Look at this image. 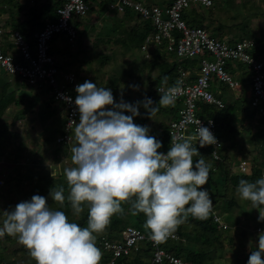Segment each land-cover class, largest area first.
I'll return each instance as SVG.
<instances>
[{
	"label": "clouds",
	"instance_id": "clouds-1",
	"mask_svg": "<svg viewBox=\"0 0 264 264\" xmlns=\"http://www.w3.org/2000/svg\"><path fill=\"white\" fill-rule=\"evenodd\" d=\"M167 80L164 77L163 83ZM75 91L79 122L73 121L75 143L70 152L74 166L65 168L64 175L73 215L88 208L87 226L70 222L63 211L50 208L45 197L34 195L31 201L3 212L6 218L0 237H15L36 264H100L103 254L96 245L97 235L114 215L123 213L125 203H130L132 215L146 217L144 227L156 243L172 237L189 216L208 218L213 202L204 186L210 167L203 156L194 163L193 157L200 154L193 141L200 148L215 145L213 133L199 121L194 135L172 137L164 154L159 151L162 143L149 135L148 127L133 122L140 107L152 119L160 107L173 105L182 91L180 81L166 90L159 88L160 100L155 106L148 97L135 104L122 99L115 103L111 89L90 81L76 86ZM64 192L63 186L53 187L49 195L63 204ZM236 194L251 202L259 212L258 222H264V178L255 182L241 179ZM262 255L264 232L258 235V250L251 252L248 264H264Z\"/></svg>",
	"mask_w": 264,
	"mask_h": 264
},
{
	"label": "built area",
	"instance_id": "built-area-1",
	"mask_svg": "<svg viewBox=\"0 0 264 264\" xmlns=\"http://www.w3.org/2000/svg\"><path fill=\"white\" fill-rule=\"evenodd\" d=\"M195 5L213 7L214 0H172L167 5L161 4L160 0H112L110 8L117 13H125L133 10L140 13L144 19L151 22L154 33L147 37L142 46L146 52V58L151 56V47H163L168 53H174L177 58L194 59L200 57L198 68L191 69L180 67L176 74L181 82L182 91L176 101L182 100L178 118L169 123L168 135L170 145L172 137H187L194 135L200 121V125L209 128L217 140L213 146V159L220 161V150L223 142L216 135V122L210 116L199 113L198 103L224 107V103L213 92L216 82L227 84L230 88H238L240 82L229 71V64L241 62L252 72L250 105L259 116L264 117V55L258 57L254 50L256 42L243 37L235 43L211 36L202 27L189 26L183 18V12ZM58 18L56 21H48L42 29L34 34L35 44L27 41L18 30H8L0 18V69L7 73L21 77L30 85H37L44 81L52 87L56 102L61 103L65 110L63 130L57 137L59 144H70L73 141L72 131L74 123L79 122V112L75 106L77 93L76 86L82 84L74 72H64L58 69L55 57L50 53L52 39L56 35L63 34L70 42L79 38L74 19L82 18L89 13V5L86 0H61V5L56 9ZM11 44L19 51L16 56L8 48ZM208 55V56H206ZM197 71V72H196ZM194 73L197 74L194 77ZM195 78V79H194ZM175 85V84H174ZM171 85V86H174ZM160 85L159 88L168 87ZM160 94V93H159ZM199 145L193 141V146ZM237 171L241 174L252 173V163L247 159L240 160ZM264 178V168L262 171ZM4 180L0 179V185ZM212 221L219 230L227 231L230 228L224 215L212 206ZM264 232V227L257 228V233ZM150 234L128 227L123 232L121 241L114 243L102 240L101 245L113 253V260L121 256L129 255L133 250H138L141 243H148L153 247L152 264H164L165 258L171 264L180 261L181 264H189L172 253L167 252L149 238ZM168 239H181L175 234ZM182 240V239H181ZM264 259V255H262Z\"/></svg>",
	"mask_w": 264,
	"mask_h": 264
},
{
	"label": "crops",
	"instance_id": "crops-1",
	"mask_svg": "<svg viewBox=\"0 0 264 264\" xmlns=\"http://www.w3.org/2000/svg\"><path fill=\"white\" fill-rule=\"evenodd\" d=\"M171 1L172 0H160L161 4L163 5H167L171 3ZM227 1H229L228 10H226L227 8H225L224 6L225 4L224 0L215 1V5H214L215 8H213V12H214L213 16L217 19L215 22H213L212 19L203 16V12L200 6L195 5L192 7V9H196L198 12L202 14V20H203L202 25L205 27V29H207L208 33L211 36L216 38L219 37V39L222 38L230 43H235L238 41L237 37L240 40V38L242 37H249V36L246 35L238 36V31H240L238 29V6L240 5L238 4V0H234V1L227 0ZM243 1L245 0H242L241 4L244 3ZM37 2L39 4H44L45 2H47V0H39ZM12 14L17 20H20L21 22H24L28 18L25 10L15 9L14 12L12 11ZM4 16L5 19H7L6 20L7 22L3 21ZM11 16L12 15L10 11L4 14H0V18L4 23H6V27L8 30H13L17 28V27L13 28V22ZM116 18L117 20L120 21L119 23L122 25L121 27L124 30H126L125 35L121 38H112L110 40V38L102 37L101 34H102V30L104 29L103 24L101 28L90 25L87 32L92 31L94 32L95 36H93L92 38L91 37L88 38L86 35L87 32L85 33L83 32L82 34H80V38H78L80 41L78 43L77 40L73 43H70V41L67 40L66 37L57 36L51 44V52L57 59L58 63L60 64V69L64 72H71V71L74 72L80 82L85 79L86 81H90L96 84L97 87H105L109 89H114L113 88L114 86H116L117 89H120L121 85H123V88L125 87L132 88L131 84L128 83L129 81L126 82L125 76H128L131 79V77L134 76L135 68H137L135 70L136 71L139 70L140 73H144L141 71H145V72L147 71L149 74L148 78L154 76L153 79L149 81V83L142 84L144 89H152L151 91L153 92V89H156V86L158 87L160 85H165V86L174 85L173 83L171 82L169 83L168 81L167 84L163 83V79H164L163 70L159 67L151 69L150 68L151 64L148 63L146 56H145L146 62H142L140 60L138 62L134 61L135 64L137 65L130 63L127 64L130 66V68H132L133 71H131L128 67L127 70L122 67L121 69L120 68L115 69V67L112 65V59L114 61V57H115L114 54L117 52L118 53L121 52L123 49L121 48L122 46L121 43L119 42L121 39L124 40V38H128L131 34L135 37L140 36L146 40L147 37L151 36L154 33L152 24H151V29H147V27H145L140 20L137 21L135 19H132L126 22V17L124 16V13L121 14L116 12ZM16 30L21 31L18 28ZM128 32L131 33L129 34ZM109 34L110 32L107 35ZM258 34L262 36V38L260 41H257V39L254 38L257 43L256 47L258 48L259 53L261 52L264 53V33L263 34L258 33ZM92 35L93 34H91L90 36ZM115 46L119 48L120 51L119 49H115L114 48ZM157 48L159 47H154V46L151 47L150 50H152V55ZM140 49L142 50V48ZM160 50L163 52L161 57L165 58L164 57L165 55L167 61H169L171 64L177 60V57L174 53L165 52L161 48ZM10 51L16 56L19 54L18 50L16 48H13L12 46ZM127 53L133 54L135 52L128 50ZM133 56L135 57V54H133ZM200 57L197 58L198 61L200 60ZM104 62L105 64H103ZM196 69H194V71ZM114 70L116 71V74ZM120 70H123L122 71L123 75H121L119 82L117 84L111 86L109 83V81H111L109 77L111 76L114 77L119 73L121 74ZM125 71L128 72V75H124ZM229 71L232 73L235 79L240 80V81L238 80L240 82V86L238 88H230L225 83L216 82L213 85V92L219 99L223 101L224 107L220 108L218 106H215L214 108H216V110L219 111L220 110L226 111V112L224 111L222 115V119H220L221 125H223L222 129H224L223 130L224 133L227 131V127H228L226 125L227 122H232V121L236 122L237 120L242 123L241 126L244 128V130L241 131V133L239 132L237 134L236 133H230L229 135L223 134L225 136L224 142L226 143V146L225 148H223V152L220 155L222 157L221 162L214 160L215 161L214 163L216 164L214 170L215 171L220 170L219 168L222 167V165H224L223 156L229 155L232 158V160L230 161L231 165H233V167H231V170H233L232 171L233 173H238L237 165L239 163V160L247 159L251 163H254L256 159L261 160L264 157V145H263L264 142L261 136L264 135V128H260V125H258L257 121L261 120V117H259L256 110L252 108L250 105L251 109L253 110V113L251 114L250 112L247 111V107H246L247 104L245 102V99L250 101L252 97L251 70L241 62H232L229 64ZM193 75L194 77L197 76L196 73H194ZM7 78L9 79L7 80ZM155 83L156 86L154 87ZM38 84L25 86L24 82L20 78L16 77L15 75H11L5 71V73L0 74V96L3 89H8L7 93L13 92L15 93L16 97L24 94L26 99H29V97H31L32 95L39 94V90L37 89H40V87ZM43 85L46 86L45 83ZM30 89H34V91H31ZM44 95L45 94L43 95L40 94L39 96H37L38 104L36 107H28V105L18 106L16 103H11L10 106H8V108L6 109L3 118L0 121V127L1 125H5L10 129V131H15L19 134L18 138L11 137V139H9V142L11 141V144H10V148L7 151L11 152L13 147L15 146L19 147V143L24 142L25 149H23L21 151L22 153L21 152L20 153L26 154L28 157L25 155L27 158H25L26 160H24L23 164L21 163V165L24 164L25 165L32 164L35 166L38 165L37 167L41 168L40 172L43 173L49 170L51 167H54L53 162L55 161V160H50V158L48 157H44V152L45 154L48 153L49 155L55 154L56 157L58 156L56 159L61 157L59 155L60 153L56 151L57 145L55 143H53L54 145L52 147H49L50 149L48 148V146H46L47 138L45 140V137H43V132H45L47 127L49 128L55 125V122L57 120L59 123V130H60V132L56 134V136H58L63 130V124L65 119L64 106L61 103H60L61 106L58 105L57 104L58 102L53 103L52 108L59 107L61 109V113H60V109H58V112H56L57 114L48 119L47 117H45L44 114L41 113L46 108V101L48 100V97L47 96L44 97ZM112 95H114V93H112ZM148 98H150L149 94H148ZM138 101H143V100L139 99ZM199 105H198L199 113L204 116H209L208 114L202 113L200 111ZM145 114H147V112ZM251 115L253 116V119L250 118ZM40 116H42V118ZM140 116L142 118L141 113ZM144 119H141V122ZM263 120H261L262 121L260 122L261 124H264ZM41 124L42 127L38 129L37 125H41ZM20 125H24V126L19 127ZM234 125L236 124L234 123ZM247 128H254V132H251L250 130H246ZM7 136L8 135L5 134L4 139H7ZM242 136L243 138H241ZM73 142L74 139L70 144L62 145V146L63 148H65V150L68 149L69 152V148L71 149ZM227 143H232L233 147H228ZM35 144L38 145L37 147L38 150L40 151L32 149ZM25 151H27L28 153H25ZM68 152L66 156L68 155ZM236 152L243 154V156H241V158L237 162H235L234 160ZM21 154H20L21 156L20 158H15L16 156L14 155L16 154H14L13 155L14 157L12 156L11 159L13 158L19 162L22 160ZM62 158L65 159L64 157H61L60 161H62ZM1 159L10 160V157L8 156V153H6L5 156L0 157V162ZM63 161L61 162V165L64 164ZM61 168H63V166H61L58 170H60ZM11 169L12 168H10V170L7 172L13 175ZM16 169L17 168H14V172L17 173L18 171ZM18 169H22V167ZM58 170L56 169L54 171L59 172ZM0 171H2L1 168ZM30 171H32V169ZM54 171L53 174H56ZM29 172L26 171L25 174H28ZM34 174H38V172H35ZM241 200L242 199H239L238 197V205H239L238 214H236L237 211L235 212L232 211L233 208L230 209V211L233 212L234 214L231 213L230 211L229 213H231V215H233L235 219L232 223L229 224L230 228L227 231H223V244L225 246V249L228 247L229 244L231 248L233 246V249H235V251L237 252V258H238L237 264H243L249 258L253 250H258L259 234L257 233L256 230L260 226L264 227V222H258L256 226H252V222L259 219V212L256 209H254L252 204L250 203H249V207L243 210L244 204L241 203L242 202ZM247 215L250 217L249 219Z\"/></svg>",
	"mask_w": 264,
	"mask_h": 264
},
{
	"label": "trees",
	"instance_id": "trees-1",
	"mask_svg": "<svg viewBox=\"0 0 264 264\" xmlns=\"http://www.w3.org/2000/svg\"><path fill=\"white\" fill-rule=\"evenodd\" d=\"M7 1L8 0H0V14H4L10 11L12 15L11 17H12V22H13V28L17 27L18 29H20L21 30L20 32L23 34V36L26 38L27 41L31 42L32 46L35 44L34 34L40 29H42L48 21L54 22L57 20L58 15H57L56 9L57 7L61 5V0H47V2H45L44 4H39L36 2L32 5L28 4L27 7L22 9L26 11V15L28 16V18L24 22H21L20 20H17L14 17V15L12 14V11L14 12L15 8L14 7L10 8L7 4ZM92 1L95 2L96 0H86V2L89 5V12L91 10ZM111 2L112 0L110 1V3ZM8 3L14 4L16 7L20 6L18 2H15V1L12 2V0ZM110 3H109V6H110ZM200 7L202 9L203 16L212 19L213 22L217 20L213 16L214 15L213 8H215L214 6L204 7L200 5ZM87 16L88 14L82 18L74 19V24L78 30L79 38H80V34H82L83 32L84 33L87 32V30L90 27V23H88L89 24L88 27H85V28L82 25V20H84L85 17ZM103 16L104 15H102V17ZM124 16L126 17V22L132 19H135L137 21L140 20L141 23H143V25L147 27V29H151V22L144 19L143 16L138 12H135L133 10H128L124 13ZM183 18L189 26L202 27L205 29V27L202 25V21H203L202 14L198 12L196 9H192L191 7L185 10L183 12ZM4 24L6 26V23ZM16 29H13V30H16ZM239 34L246 35V36L250 35L249 38L253 39L256 42L255 40L256 38L254 39L253 37H251V34L253 33L251 30H249V27L245 28L244 26ZM57 36L65 37L63 34L56 35L52 39V42ZM261 38L257 39V41H260ZM144 40L145 39L140 36L135 37L130 34L128 38H124V40L121 39L119 42L121 43V46L123 45L126 47V48H123L124 49L123 52L127 53L128 50L134 52L135 50L142 48ZM11 46H12L11 44L8 45V48L11 49ZM256 46H257V43H256ZM160 48L164 50L163 47H159L156 49L153 55L151 51V56L149 59H147V61L148 63L151 64V67H150L151 69L158 68V67L161 68L163 70L164 77L168 78L167 81L169 83L171 82L173 84H176V82L178 81L177 74H176L178 68L180 67L187 68V69L191 68V72H194V69L198 68L199 61L197 58L183 59V60L177 58V60L171 64L169 61H167V58L165 55H164L165 58L161 57L163 52L160 50ZM50 53L52 54L51 47H50ZM254 53L258 57L264 55V53L258 52L257 47L255 48ZM103 64H105V62ZM56 65L58 66V69H60V64L58 63L57 59H56ZM16 77L20 78L24 82L25 86L30 85L26 80H23L21 77L19 76H16ZM44 83H45L44 81L39 82L38 85L40 89H37L39 90V94L32 95L31 97H29V99H26L24 94L16 97L15 93L13 92L7 93L8 89H3V91L1 92V96H0V121L3 118V115L6 109L8 108V106H10L11 103H16L18 106L28 105V107H36L38 104L37 96L42 94L43 89L45 87L43 85ZM45 85L48 88L49 94L47 96L48 100L46 101V108L41 113L44 114L45 117H47L48 119L57 114L56 112H58V108H52V104L56 102L54 94H53V89L48 84L45 83ZM113 88L117 89L116 86H114ZM149 96L151 100L153 101L154 106L158 105V101L160 100V98L156 100L154 92L149 93ZM182 102H183V99L176 101L173 105H170L168 107L159 108L161 109V111L166 109L169 112V118L166 121L161 119L158 123L153 124L152 120L149 119L147 115L146 118L142 120V122L135 123L140 126H147L151 136H154L158 141L162 143V147L161 149H159L161 153L167 154V152L169 151V148H170V139L168 135L169 123L172 119L178 118L179 110L181 109ZM198 104H200L199 105L200 111L202 113L208 114L210 117H213L215 119L216 135L223 142V145H224L220 150V154H221L223 152V148H225L226 146V143L224 142L225 140L224 135H229L230 133L237 134L240 132V130L239 129H238L239 131L237 130L236 125H234L235 122L232 121V122H227L226 124L228 126L227 131H226L227 134L226 132L224 133L223 131L224 129H222L223 125H221L220 119H222V115L225 110H220V111L216 110V108H214L215 106L204 104L203 102H199ZM260 117L264 119V117L262 116ZM243 130L244 128L242 129V131ZM5 134L8 135L7 139H4ZM261 136L264 142V135H261ZM11 137L18 138L19 134L15 131H10V129L7 126L1 125L0 127V157L5 156L6 153H8V156L10 158L14 154H16L14 155L16 156L15 158H20L21 157L20 152L21 150L25 149V143L24 142L19 143V148L17 149L19 150L18 153L13 152V149L11 150V152H8L7 150L10 148V144H11V141L9 142V139H11ZM63 145H67V144H63ZM227 146L233 147L232 143H227ZM196 147L200 155L193 157L194 163L198 159H200L201 156H203V158L206 160V163L210 167L209 179H208L207 184L204 186V188H206L209 191L213 205H215L217 209H219L220 211H223L221 213H226V212H229V210L234 207H237V206L239 207L238 196L236 194V188L238 186V183L241 179H246L249 182H255L256 180L261 179L262 171L264 168V157L261 160L256 159L254 163H252V173L249 175L241 174L239 172L233 173L231 171V167L229 166V162L232 160V158L229 155L223 156L224 165H222V167L219 168L220 170L215 171L214 169H215L216 164L214 162L216 160L214 161L213 159V154H212L213 146L207 145L203 148H200L199 145H196ZM66 151H68V149H66ZM53 171L54 170H51V168L44 173L41 172L38 174H34L35 172L30 171L32 177L27 178L28 174H26L25 176V179H27L26 182L25 181L23 182L20 178L12 177V175L9 174L8 172H5V174L2 176V172H0V175L3 177L0 179L4 180V184L0 185V227L3 226V220L6 218L3 212L14 209L12 206H9V205L5 206V204L7 203L2 204L3 202H6L5 200L6 197L10 193L12 194L14 191L13 187L10 185L12 183L15 184L16 182H19L18 184H20L21 186H24V188H26L27 186H30V187L33 186L37 188L38 186L36 182L42 181L44 177L49 178V179H52V178H56L58 180L60 179V182L63 183L60 186H63L65 189V192H64L65 200L63 204L58 202L59 203L58 210L63 211L68 217L70 222H76L81 227L87 226V218H88L87 206L84 207L85 211L83 214L79 215L78 217L73 215L71 204L67 200V197L69 195L67 181L66 179L61 181L62 175H60L56 171H54L56 173L54 175ZM36 179H39L40 181H37ZM24 188L21 187L19 189L22 193V195H20V198H19L20 200L24 199L23 198L25 196V194L23 195V192L25 190ZM43 189H46V188L44 187ZM47 202L48 204H51L52 202L55 203V201H52V200L50 201L48 200ZM248 203L251 204V202H248ZM122 207L124 209L123 213L114 215L111 218L110 223L108 224L106 229L102 233L97 235L96 245L103 254L100 264H152L154 249L147 242L141 243L139 245V249L133 250L129 255L127 256L124 255V256L115 258L113 263H111V261L114 258L113 253L110 250L105 249L101 245L102 240H107L112 243L123 240L122 239L123 232L128 227H134L136 229H140L141 231L145 233L150 234L149 231L145 229L144 227V224L146 222V217L143 214H137L135 216L132 215L131 212L129 211L130 203H125L122 205ZM245 209H246L245 206H243V210ZM175 234L179 235L181 239H185V241H182L181 239L179 240L167 239L166 241L160 243V247L164 248L167 252L172 253L176 257L181 258L183 261L189 264H210V261L216 257V254L219 251L223 252L225 250V246L223 244V231L219 230L217 226L213 223L211 213L208 216V218L203 219V220L189 216L186 222L178 227ZM8 237L9 239L12 238V236H8ZM248 259L244 262V264H248ZM4 261L5 260H3L2 253H0V264L3 263ZM164 264H171V263L169 262L168 259L165 258Z\"/></svg>",
	"mask_w": 264,
	"mask_h": 264
},
{
	"label": "rangeland",
	"instance_id": "rangeland-1",
	"mask_svg": "<svg viewBox=\"0 0 264 264\" xmlns=\"http://www.w3.org/2000/svg\"><path fill=\"white\" fill-rule=\"evenodd\" d=\"M10 1L11 0L7 1V4H8V6L10 8L14 7L15 9L22 10L25 7L28 6V3L32 5L35 2L38 3L37 1H39V0H17V1L14 0L15 2H18L20 4L19 7H16L14 4L8 3ZM14 1L12 0V2H14ZM110 1L111 0H96L95 2L92 1L91 10L88 13V16L85 17L84 20H82V25L85 28V27H88V25H89L88 23H90V25H92V26H96V27H100L101 28V26L103 24L104 29L102 30V34L101 35H102V37H107V38H110V40H111L112 38H121V37H123L125 35L126 30H124L121 27L122 25L119 23L120 21L117 20L116 11H114L113 9L110 8V6H109ZM232 1H234V0H232ZM243 2L244 3L241 4L242 0H238V4H240L238 6V29L240 30V31H238V34L241 32V30L245 26V28L249 27V30L252 31L253 34H251V37L259 39L262 36H260L258 33H260V34L264 33V24H263L264 23V0H245ZM224 3H225L224 4L225 8H227L226 10H228L229 1L224 0ZM101 7H102V9H101ZM103 13H104V16L102 18L101 16L103 15ZM6 20L7 19H5V16H4L3 17V21L7 22ZM102 21H103V23H102ZM109 32H110V34L107 35ZM255 32H258V33H255ZM128 33H131V32H128ZM91 34H93V35L90 36ZM86 35H87L88 38H90V37L92 38L93 36H95L94 32H92V31L91 32H87ZM238 36H241V35L239 34ZM230 40H232V39H230ZM237 40H239L238 37H237ZM78 42H80L79 39L77 40V43ZM89 47H91V46H89ZM114 48L115 49H119L116 46ZM122 48H126V47L122 45ZM119 51H120V49H119ZM123 51L124 50L122 49L121 52H119V53L117 52V53L114 54L115 57H114V61L112 59V65L115 67V69L116 68H118V69L120 68L121 69V67H122V68H125L127 70V67H128L131 71H133L132 68H130V66L127 65L128 63L135 64L136 61L138 62L140 60L142 62H146V59H145L146 52H144L141 49H138L137 51H134L135 53H133V54H135L136 58L133 56V54H131V53H127L126 54ZM135 65H137V64H135ZM135 69H137V68H135ZM135 69H134V76L131 77V79L128 76H125L126 82L129 81L128 83L131 84L132 88H129V87L123 88V85H121L120 89H111V92L114 93L113 97H114L115 103H120L121 99H122L123 102H125L127 104H135L136 103L135 101H138L139 99L144 100L145 97H148L149 92H152L151 91L152 89H144L142 84L149 83V81L152 80L154 76H152L151 78H148L149 74H148L147 71L146 72L145 71H141V72H144V73H140L139 70L136 71ZM122 71L123 70H120V72H121V74L119 73L120 75L117 74L114 77L113 76L109 77L110 80H111V81H109L111 86H113L114 84H117L119 82V79H120L121 75H123ZM2 73H5V71L0 69V74H2ZM115 74H116V71H115ZM124 75H128V72L125 71ZM8 79L9 78H7V80ZM85 81L86 80L84 79V80L81 81V83L83 84ZM134 86H138V88L134 87ZM155 86H156V83L154 84V87ZM30 90L34 91V89H30ZM153 92L155 93V99L158 100V97L160 98V94L157 92V86H156V89H153ZM43 94H45L44 97L48 96L49 93H48L47 86L44 87L43 92H42L41 95H43ZM245 102L247 104V106H246L247 107V111L252 114L253 110L250 107V101L245 99ZM158 103H159V101H158ZM57 104L61 106L60 103H57ZM58 109H60V108L58 107ZM141 110H142V112H141ZM139 111H140V113L142 115V118H141L140 115L135 117L134 121H133L134 123L141 122V119H144L148 115V114H145L146 111H145V109L143 107H140ZM144 111H145V113H144ZM60 113H61V109H60ZM124 114L125 115H130V113H124ZM40 117L42 118V116H40ZM139 117H140V119H139ZM168 118H169V112L166 109L163 110V111H161V109H159V112L156 113V115L153 116L151 120H152V123L155 124V123H158L161 119L166 121ZM250 118L253 119V116L251 115ZM261 120H263V119L261 118ZM261 120L257 121L258 125H260V128H264V124L260 123V122H262ZM150 123H151V121H150ZM239 123H240V126H239ZM235 124H236L237 130L239 129L240 132H241L242 129H243V127L241 126L242 123L237 120L235 122ZM21 126L23 127L24 125H20L19 127H21ZM41 127H42V124L41 125H37L38 129H40ZM246 130H250L251 132H254V128H247ZM59 132H60L59 123L56 120L55 125H53V126H51L49 128L48 127L46 128L45 132H43V137H45V140L47 138L46 146H48V148L52 147L54 145L53 143H55L57 145L56 146V149H57L56 151L60 153L59 155L61 157L65 158V159L62 158V161L64 160L63 161L64 164L61 165V162H62V161H60L61 157L56 159L58 156L56 157L55 154L49 155L48 153L45 154V152H44V157H48V158H50V160H55L53 162L54 167H51V170H56V169L58 170L61 166H63V168L58 170L59 171L58 173L60 175H62L61 181H63V180L66 179V177L64 175V169L65 168H69V167H73L74 165H72V162H71L70 148H69V152H68V151L65 150V148H63V146H62L63 144L61 145V144H58V142H57L56 134L59 133ZM149 135H151L150 132H149ZM241 138H243V136ZM74 143H75V141L73 142L71 147L74 146ZM37 146L38 145L35 144L32 149L38 150ZM18 148L19 147H16V146L13 147L12 148L13 152L18 153L19 152V150H17ZM38 151H40V150H38ZM67 152H68V155L66 156ZM25 153H28V152L25 151ZM21 155H22V160L19 161V162L17 160L13 159V158L12 159L10 158V160L9 159L8 160L1 159L0 168H1L2 171H0V172H2V176L5 174V172L9 171L10 168H12L11 169V171L13 172L12 177L20 178L23 182L24 181L26 182L27 181V179H25V176H26L25 172L26 171L29 172L32 169V171H34V172L41 173L40 172L41 168L37 167L38 165H36V166L32 165V164L21 165V163L23 164L24 160H26L25 158L28 157L26 154H21ZM241 156H243L242 153L236 152L235 159H234L235 162H237L241 158ZM57 160H59V161H57ZM17 163H20V164H17ZM229 166L233 167V165H231V162H229ZM20 167H22V169H18ZM30 167H31V169H30ZM14 168H17L16 169L18 171L17 173L14 172ZM231 171H233V170H231ZM2 176H0V178H3ZM15 176H17V177H15ZM31 177H32L31 176V172H29L28 175H27V178H31ZM217 178H218V176H217ZM43 179H42V181H40L39 179H36L37 181H40V182H36L37 186H38L37 188L33 187V186L32 187L27 186L26 188H24V186H21L20 184H18L19 182H16L15 184L12 183L10 186L13 187L14 191H13L12 194L10 193L6 197V199H5L6 202H3L2 204L7 203V204H5V206L9 205V206H12L13 208H15L16 204H18L20 202L31 201V198L34 195L43 196V197H45L47 199V201L48 200L49 201L52 200L50 195H49V190L51 188H53V187L59 188V186L61 184H63V183L60 182V179L58 180L56 178L49 179V178L44 177ZM21 187H23L25 189L24 192H23V195L25 194V196L23 197L24 199L20 200L19 198H20V195H22V193H21V191L19 189ZM39 187H41V188H39ZM44 187L46 189H43ZM241 201H242L241 203L244 204L245 208L249 207L248 201H244V200H241ZM48 205L53 210H58V208H59V203L58 202H55V203L52 202L51 204H48ZM247 210H249V209H247ZM84 211H85V209H84ZM84 211L81 214H83ZM232 211H234V212L237 211L236 214H238V212H239L238 206L234 207L232 209ZM221 212H223V211H221ZM231 213H233V212H231ZM231 213H229V212L223 213V215L225 217V220L229 224L232 223L234 221V219H235V217L233 215H231ZM247 217H248V219L250 218L248 215H247ZM258 221H259V219H257L256 221H253L252 222V226H256L258 224ZM227 238H229V237H227ZM229 245L223 252L219 251L216 254V257L213 260L210 261V264H237L238 263V261H237V259H238L237 258V252L235 251V249H233V246L231 248V246H229ZM0 253H2L3 260H5L1 264H36L35 260H33L30 257V255L28 253V250L24 246L20 245L17 242V239L15 237H12L11 239H9L7 234L5 236H3V237H0Z\"/></svg>",
	"mask_w": 264,
	"mask_h": 264
},
{
	"label": "bare ground",
	"instance_id": "bare-ground-1",
	"mask_svg": "<svg viewBox=\"0 0 264 264\" xmlns=\"http://www.w3.org/2000/svg\"><path fill=\"white\" fill-rule=\"evenodd\" d=\"M232 109V108H231ZM229 112V111H228Z\"/></svg>",
	"mask_w": 264,
	"mask_h": 264
}]
</instances>
